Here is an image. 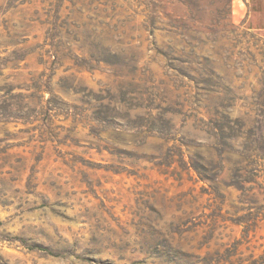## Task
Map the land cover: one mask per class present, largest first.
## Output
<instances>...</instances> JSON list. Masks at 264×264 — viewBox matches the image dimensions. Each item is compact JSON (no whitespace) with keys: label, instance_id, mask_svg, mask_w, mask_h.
Listing matches in <instances>:
<instances>
[{"label":"rangeland","instance_id":"374dc122","mask_svg":"<svg viewBox=\"0 0 264 264\" xmlns=\"http://www.w3.org/2000/svg\"><path fill=\"white\" fill-rule=\"evenodd\" d=\"M0 264H264V0H0Z\"/></svg>","mask_w":264,"mask_h":264}]
</instances>
